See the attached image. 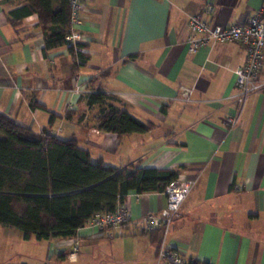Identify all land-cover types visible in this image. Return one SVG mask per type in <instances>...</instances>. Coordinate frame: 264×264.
<instances>
[{"label": "crops", "instance_id": "crops-1", "mask_svg": "<svg viewBox=\"0 0 264 264\" xmlns=\"http://www.w3.org/2000/svg\"><path fill=\"white\" fill-rule=\"evenodd\" d=\"M24 3L0 0V113L36 132L76 139L93 162L195 177L164 245L187 260L264 264V85L230 127L244 47L216 43L189 54L187 43L188 16L205 5L213 7L210 22L230 26L256 14L264 0H88L76 30L89 60L76 70L68 45L43 53L36 15L9 22L8 12ZM259 79L264 83V65ZM74 86L81 91L69 96ZM92 91L105 94V108L153 128L121 138L99 131V107L86 102ZM125 202L131 220L122 232L80 227L73 257L72 237L24 240L0 226V264H169L157 257L161 231L148 233L143 221L165 207V194L130 192Z\"/></svg>", "mask_w": 264, "mask_h": 264}, {"label": "trees", "instance_id": "trees-1", "mask_svg": "<svg viewBox=\"0 0 264 264\" xmlns=\"http://www.w3.org/2000/svg\"><path fill=\"white\" fill-rule=\"evenodd\" d=\"M23 1L8 12L9 22L16 25L34 14L42 29L44 54L66 45L69 0ZM68 52L74 70L89 60L85 51L72 46ZM105 97L101 91L86 95L89 107H99L95 116L99 131L121 138L153 128L127 111L105 108ZM37 106L44 108L32 101L31 107ZM53 119L52 114L50 123ZM177 176L176 170L168 168L93 162L76 139L58 138L49 128L36 132L0 113V226L20 231L24 240L72 237L95 213L114 210L128 193L163 192ZM189 264L210 263L190 259Z\"/></svg>", "mask_w": 264, "mask_h": 264}, {"label": "built area", "instance_id": "built-area-1", "mask_svg": "<svg viewBox=\"0 0 264 264\" xmlns=\"http://www.w3.org/2000/svg\"><path fill=\"white\" fill-rule=\"evenodd\" d=\"M87 1L69 0L70 18L66 45L72 46L76 51H83V48L77 45L81 35L77 32L76 27L83 23L82 11ZM212 12L213 7L205 5L202 11L188 16V53L193 54L202 47L216 43L236 42L244 47V61L234 69L236 92L230 96L235 99L238 106L235 114L227 120L230 127H233L238 122L242 108L249 95L259 91L264 85L259 79L262 66L264 65V5L256 14L249 16L244 23L230 26H221L210 22L208 16ZM80 91L79 86H74L69 91V96ZM189 93V89L182 88L183 95L187 96ZM68 107H70V101H68ZM196 181L195 177L177 176L176 179L167 184L163 191L166 196L165 207L158 214H148L143 218L146 231H153L156 228L161 229L163 240L157 250V257L160 261L169 264H189V260L185 259L177 249L164 245V237L181 204L194 187ZM130 220V209L126 202L123 201L118 203L112 211L95 213L87 220L84 226L97 233L105 229L120 233L123 226ZM72 241L75 246L69 254L70 257H73L77 250L76 237L72 236Z\"/></svg>", "mask_w": 264, "mask_h": 264}]
</instances>
